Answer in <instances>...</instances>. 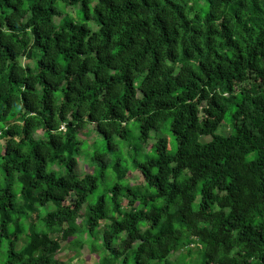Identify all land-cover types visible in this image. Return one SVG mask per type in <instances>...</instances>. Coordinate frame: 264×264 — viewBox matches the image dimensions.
I'll return each mask as SVG.
<instances>
[{
  "label": "clouds",
  "instance_id": "clouds-1",
  "mask_svg": "<svg viewBox=\"0 0 264 264\" xmlns=\"http://www.w3.org/2000/svg\"><path fill=\"white\" fill-rule=\"evenodd\" d=\"M14 2L19 3L20 0H14ZM34 2H42L46 8H55L58 13L63 14L62 16H52L49 12L47 15L51 16V23H47L46 16L36 17L37 22L46 25L49 34L52 35L54 51H56L55 37L61 32L66 37L61 40L62 47L67 48L74 44L72 34L63 27L65 20L77 26L85 24L91 29L84 38L86 50L90 47L89 40L100 47L106 43V30L104 25L99 22L96 13L97 8L101 11L105 9L101 0H34ZM177 2L182 3L183 0H177ZM239 2L240 0H232L231 7H228L221 0H216L218 10L215 11V15L217 19L211 21V24L223 32L221 26L224 23L225 15H227L232 20L230 26H234L235 17L231 9L236 8L242 17V24H246L250 28H256L258 25L255 33L247 34L243 33L242 26H236L233 38L241 40V36H243V40H241L245 48L243 54L247 56L250 51L248 46L254 43L260 34L259 30L264 29V0H245L246 8H239ZM32 3L33 0H24L21 7L26 12L27 19L20 20L19 16H15L14 22L19 21L25 27L18 28L13 33L7 22L3 20L4 15H12V13L3 7V0H0V23L3 24L0 27V33L10 37L19 48L20 55L15 61L18 70L22 71L25 77L31 75L38 79L40 73L36 63L42 53L35 47L36 37L33 34L35 25H30L33 19ZM137 3L143 6V0H137ZM254 3L259 5L261 11L252 10ZM85 4L88 6V16L90 17L88 20L84 19ZM159 4L160 8L154 9L152 13H146V16L167 9L171 13L170 18L178 21L179 18L175 11L168 7L166 0H159ZM188 6L191 7L190 0ZM201 6L204 9L213 7L209 4V0H202ZM104 15L108 17L113 14L107 10L104 11ZM121 17L117 21V31L126 38V35L132 31L128 25L138 24L142 17L139 14L123 13ZM198 26L207 34L209 21L201 20L198 22ZM76 34L79 35V27ZM133 34L137 35V39L140 41L136 49L132 52H125L123 59L117 58L116 63L119 65L117 69H107L104 66L105 71L101 73L108 77L119 75L125 67L131 66L133 61L139 63L141 70L136 73L135 97H131L129 93L132 111H128L121 103L118 108L120 116L114 117L109 107V101L104 99V90L97 83L92 71L84 75L83 84L85 86L92 85L97 90L98 103L95 105V109L89 99L86 97L81 99L75 92L72 94L73 102L70 104L65 101L61 92L55 94L57 111L53 119L54 127L51 129V135L62 142L71 158H74L79 165L78 173H74L72 176L68 175L67 167L61 168L58 173V176L65 177L71 185L67 190H56L57 194L65 196L69 205L66 209H64V205H58L53 200H48L45 207L41 202L44 200L45 191L52 190L50 186L42 185L36 180L35 168L31 173L26 174L23 161H10L4 155L8 143L12 142L22 149L25 154L24 161L32 159L33 145L25 139L23 134L25 121L30 118L40 121V125L32 132L31 139L36 144L43 142L51 150L47 138L48 129L44 126L43 121L36 113L28 112L22 101L15 103L14 111L7 119L2 116L7 105L0 108V264H125L126 260L128 264H134L132 258L143 244L140 236L149 232L159 235L162 229L175 231L178 227L176 215L178 210L185 207L186 203H191L192 213H201V204L204 200L201 192L206 187L211 188L213 193H219L221 198L224 196V193L219 191L220 183H215L214 180L210 181L207 177L197 176L195 168L190 166L195 164V160L177 155L176 138L172 136L171 131L166 132L165 124L172 119L179 120L181 113L183 114L182 131L191 138V143L185 144L184 148L193 156L197 152L204 151L214 136H219L224 141L235 137L236 128L232 126V121H225L221 118V113L213 107L212 99L216 97L224 106L223 111L235 114L236 109L233 106L232 98L239 96L241 92L245 97L255 95L251 91L253 81L245 79L243 85L236 84V90L229 92L227 79L216 80L210 84L205 76L204 82L201 83L193 76L192 70L203 76L204 73L200 72L198 67L199 62L203 60L205 63L211 64L213 68L222 63L233 72V75H237L235 67L240 65L241 54L226 45L217 44L214 52H210L205 47L203 56L197 53L196 59L187 61L183 65L181 63L173 65L165 55L162 60L164 75L159 73L153 75L155 57L152 49L148 48V44L152 42L153 48L162 47L165 53L168 50V45L164 43L159 29L153 30L151 34L142 31ZM244 41L247 43L244 44ZM33 51L36 54L35 58L29 59L28 53ZM216 52H219L225 59L217 60ZM227 57H231L236 62L235 67L229 64ZM84 60L91 61L93 69L97 68L95 52L88 51L86 57H77V64L83 63ZM60 62L64 63L63 58ZM244 63L245 67L240 68V71L244 72L246 76L253 75L259 79L260 73H251L246 67L247 62ZM12 64L13 61L8 59L6 53L0 57V68L5 70V74L11 69ZM77 64H74L73 67L77 68ZM259 64L264 68V59L259 60ZM29 66L33 69L31 73L26 70ZM182 67H188L190 70L185 72L182 77L185 80L187 91L178 93L184 96L183 103H179L174 95L165 91L164 85L167 80L180 74ZM170 68L175 70L171 71L169 75ZM149 77H151L150 80ZM52 78L62 79L61 77ZM70 79L75 80V77ZM68 82L64 81L65 84ZM193 83L197 85L195 89L192 88ZM21 87L23 88V86ZM36 87L40 92H43L42 84L37 83ZM75 87L81 89L79 81H76ZM142 88L143 91H141ZM116 90L121 95L127 92L123 81L118 84ZM205 90L207 99L201 101ZM145 92H149L147 98L144 95ZM189 92L192 93L193 99H188ZM260 94L264 95V88L261 89ZM160 102H171L175 106L164 109L158 106ZM190 105H194L197 109L195 120L188 111ZM77 111L82 113V117H77ZM209 111L215 112L216 115L210 116ZM90 115L95 119H89ZM206 121L211 122V126L205 127ZM236 122L241 129V134L237 139H232L231 144L233 152L240 157H245V151H247V156L241 161V167L246 169L248 163L257 158L256 152L252 151V144L264 145V111L253 108L251 99H249L247 111L237 114ZM69 124H72L73 128L69 129ZM193 124L196 125L195 128L192 127ZM77 126L83 129V134L76 131ZM14 127L20 129V134L6 136L5 132ZM101 128L104 129V135H101ZM248 132L256 138L252 139L251 143L245 139V134ZM69 137H71L70 142ZM106 144H111L114 151H106L104 149ZM197 145L200 147L197 148ZM217 146L219 148V145ZM77 149H80L79 153ZM157 149H159V157L162 159L158 158ZM92 153H95L97 158L93 159ZM65 154L62 150L61 158ZM99 157H103L107 167L101 165ZM117 162L119 168H117ZM145 163L151 168L154 177L166 176L168 185L180 183L185 185L188 190L183 195H176L174 199H170L168 196L161 197L157 187L144 178L145 173L140 165ZM5 165L13 169L11 176L5 174ZM55 167L58 166L49 167L48 171H53ZM161 169H163V173ZM101 171L103 172L102 176L99 175ZM249 179L251 180V178ZM193 183H195V187H193ZM257 183H259L258 180ZM77 184L84 190L82 191ZM117 185H120L119 191L115 190ZM9 187L11 188L10 196L8 195ZM128 188H131L135 193L134 200L127 194ZM255 191L250 185L245 187L244 195L249 199V202H251L252 193ZM102 194L106 201L103 204V215L98 207V197ZM113 198H115V202ZM255 199L257 206L264 210V190L256 192ZM9 200L13 205L11 208L8 204ZM116 203L120 204L119 209L116 208ZM234 205L235 202L229 199L223 201L222 207V201L218 200L211 203V207L202 215L215 217L217 214H222L227 219L233 214ZM76 206H79V211ZM61 209L64 210L61 211ZM162 209L163 211H161ZM255 212L256 208L250 207L247 213L248 217L254 216ZM48 214L54 215L50 217ZM154 215L160 217L159 226L156 228H153L152 218ZM89 217H94L95 222L89 220ZM132 218H135V227H133ZM196 225L198 228L207 227L210 233L216 232L215 219L208 220L206 224L197 219ZM223 238L230 247L220 246L219 259L225 260L227 264H264V241L258 240L251 233H248L245 238L242 236L241 228L229 230L227 225L224 228ZM175 246V238L170 234L165 235L159 239L158 243L144 246L146 254L143 258L148 260L149 264H165V261L168 264H181L178 255L171 254V249ZM192 248H199L202 251L211 250L210 246L197 242L194 245L186 246L185 252L191 251ZM164 249L168 250L167 254ZM152 251L158 253L155 261L151 260L147 254ZM89 256L91 259L88 258ZM199 257L200 253L192 252L190 256L186 257L183 264H199Z\"/></svg>",
  "mask_w": 264,
  "mask_h": 264
},
{
  "label": "trees",
  "instance_id": "trees-1",
  "mask_svg": "<svg viewBox=\"0 0 264 264\" xmlns=\"http://www.w3.org/2000/svg\"><path fill=\"white\" fill-rule=\"evenodd\" d=\"M24 0H20L19 3L14 2V0H3V7L9 10L12 15H4L3 20L7 22L9 29L15 33L18 28H23L25 25L19 23V21L14 22V17L19 16L20 20L27 19L26 12L22 10L21 5ZM102 4L105 5L104 11L110 10L113 14L112 16L105 17L104 11L97 8L96 13L99 17V22L104 25L105 40L106 43L100 47L93 44L92 40L88 41L90 45L89 49H85L84 38L88 35L91 29L85 25L81 24L79 26L71 24L68 21H63V27L68 29L72 34L73 45L65 48L61 45V40L66 39L64 33L61 32L55 37L56 40V51L52 47V35L49 34L46 25H42L37 22V16H46L47 23H51V16L47 14L50 12L52 16L62 15L58 13L55 8H46L44 4L34 2L32 3L33 19L30 25H35L33 28V34L36 37V49H39L42 53L41 57L37 60L36 67L39 69V78L33 77L31 75L25 77L22 71L18 70V66L15 61L20 55L19 48L17 44L12 42V39L5 34L0 33V57L7 54L8 59L13 61L11 69L5 74V70L0 68V108L3 105H7L2 112L4 119H7L10 114L14 111V105L17 101H22L24 108L28 112H34L37 116L41 118L44 126L48 129V142L51 145V150L48 149L46 145L36 144L34 140L31 139L32 132L36 127L40 125V121L35 118H30L25 121V127L23 129V134L26 140L32 143V159L24 161L25 154L22 149L13 144L8 143L6 152L4 155L10 161H23L24 171L26 174L31 173L33 168L36 172V180L42 185H48L52 189L51 191L46 190L44 193V200L41 202L45 207L48 200H53L58 205H64L66 209L69 205L66 201L65 196L57 194V189L67 190L70 188V182L63 176H58L61 168L67 167L68 175L72 176L74 173H78V163L74 158H71L70 153L67 149L63 147L61 141L56 137L51 135V129L54 127L53 119L56 115L57 105H56V93L61 92L67 103L73 102V93L75 92L78 96L87 98L92 102V106L95 109L97 101V90L92 85L85 86L83 84L84 75L92 71L96 77L97 83L102 86L104 90V99L109 101V107L111 113L114 117H119L118 112L119 105L124 104L128 111H132L131 107V97H135L136 91V73L139 72L140 65L138 62L133 61L131 66H127L119 75L106 76L101 75L107 69L115 70L119 67L116 63L117 58L123 59L125 52H132L136 49V46L140 41L137 39V35L133 34L135 32H145L151 34L153 30L159 29L162 34L163 41L168 45V50L165 53L162 47H154L152 42H149L148 48L152 49L154 53V68L153 75L159 73L164 75L162 60L166 55L168 60L171 61L173 65L181 63L182 65L187 61L196 59V54L199 53L200 56L204 55L205 47L209 49L210 52H214L216 45H226L229 48H233L237 53H240V65L235 67L236 62L233 61L231 57H227L229 64L235 67V72L237 75H233V72L226 68L224 64H217L215 68L209 63H205L203 60L199 62V70L204 73L203 76L199 75L197 72L192 70L193 76L199 79L201 83L204 82L205 76L208 78L209 83H213L216 80H228L227 90L233 92L236 90V84H244L245 79L253 81V86L251 91L255 95L251 97H245L244 93L241 92L239 96L233 97V106L236 109V113H231L230 111H223V105L213 97L212 104L217 111L221 113V118L225 121L226 118L232 121V126L236 128V136L230 137L228 141H224L219 136H214L212 141H210L202 152H197L194 156L189 154L184 145L191 143V138L186 132L182 131V122L184 116L181 113L180 119H172L169 123L165 124V128L171 131L173 137L176 138L177 142V155L182 157H187L189 160H195V164L190 165L196 170L197 176L207 177L210 181H215V183H220V192L224 193L221 198L219 193H213L211 188L206 187L201 195L204 200L201 204V213H192L191 203H186L185 207L178 210L176 215V227L175 231L168 229L167 231L161 230L159 235H155L151 232L144 236H140L143 241L141 248L138 250L136 255L132 258L134 264H149L148 260L143 257L146 254L145 245H153L158 243L159 239L165 235H171L175 238L176 246L171 249V254L178 255L181 264L185 261L187 256H190L192 252L200 253L199 264H227L225 260H221L218 257V251L221 245L230 247L226 244V240L223 238L224 228L227 225L229 230L235 228L242 229V236L247 238V234L251 233L253 236L258 238L260 241H264V210L260 209L256 204V192L264 190V145L259 143L252 144V151L256 152L257 158L250 161L245 168L241 167V161L247 156V151H245V157H240L238 154L233 152V145L231 144L232 139H237L241 134V129L236 122V115L247 111V102L251 99L252 106L258 111H264V95H261V89L264 88V68L259 64V60L264 59V29H260V34L256 37L253 44L249 45L250 51H248L247 56L243 53L245 51L244 45L241 40H236L233 38L236 32V26H242L243 33H255L257 28H250L246 24H242V17L239 14V10L232 8V14L235 17V25L232 24V20L229 16L225 15L224 23L222 24L223 32L216 29L211 21L217 19L215 11L218 10L216 7V0H209V4L213 7L211 9H204L202 5V0H190L191 7L188 6L189 0H183L182 3H178L177 0H166L169 8L175 11L176 16L179 18L178 21L170 18L171 13L164 9L162 12L157 11L154 15H147L146 13H152L154 9L160 8L159 0H143V6L137 3V0H101ZM221 2L228 7H231L232 0H221ZM239 8H246L245 0H240ZM253 11H261L259 5L253 4ZM139 14L142 19L138 24L128 25L131 28L125 36H121L117 31L118 24L117 21L120 20L121 14ZM84 16L85 20L90 19L88 16V6L84 5ZM115 17V18H113ZM146 17V18H145ZM201 20L209 21V27L207 34L204 30L198 26V22ZM255 23V22H253ZM29 25V26H30ZM179 25V26H178ZM3 24L0 23V27ZM79 27V35H77V28ZM247 41H244L246 44ZM203 45V46H202ZM26 46V42H25ZM195 49V51H193ZM88 51L96 53L97 68L93 69L91 66V61L84 60L83 63L77 64V57H86ZM58 53V54H57ZM35 51L28 53L29 59L35 58ZM61 58H63L64 63L61 64ZM216 59L223 60L219 52H216ZM246 67L251 73H260V78L257 79L253 75H247L240 71V68ZM77 64V68L73 65ZM29 73L32 72V67L29 66L26 69ZM174 68L169 69V75ZM188 67H182L180 74L167 80L164 88L168 94L174 95L175 99L179 103H183L184 96L178 93L187 91L185 86V80L182 78L184 73L189 71ZM52 77H61L62 79H53ZM75 77V80L70 78ZM229 77H231L229 79ZM151 77H149V80ZM69 81L67 84L64 81ZM76 81L81 84V89L75 87ZM123 81L127 92L123 95L119 93L116 89L118 84ZM37 83L43 85V92H40L36 87ZM23 86V88L21 87ZM197 85L192 84V88L195 89ZM23 89H27L26 91ZM86 89V90H85ZM143 91V88L141 89ZM19 93V95H17ZM153 95L155 93H152ZM145 97L149 96V92L144 93ZM191 92L188 93V99H193ZM207 99V91L205 90L201 96V101ZM145 107L147 105H144ZM159 107L168 109L174 107L175 105L171 102H160ZM188 111L191 114L193 120L196 119L197 109L194 105L188 107ZM210 116L216 115L215 112L209 111ZM77 117H82V113L77 111ZM62 118L63 115H62ZM89 119H95L94 116L90 115ZM211 126V122L206 121L205 127ZM193 128L196 127L195 124L192 125ZM73 128L72 124H69V129ZM78 133H82L83 129L80 126L76 127ZM20 134V129L14 127L8 129L5 132L6 136H15ZM43 135V134H42ZM101 135H104V129L101 128ZM107 139V137H105ZM245 139L249 140L251 143L252 139H256L252 133L248 132L245 134ZM71 137H69V142ZM219 145V148L218 146ZM109 150L114 151L111 144H106ZM200 145H197L199 148ZM66 154L61 158V151ZM80 149H77L79 153ZM157 155L159 157V149H157ZM92 158L95 159L96 154L92 153ZM102 166L107 167V163L104 161L103 157H99ZM67 161V163H65ZM55 167L53 171L49 172L48 168ZM140 167L144 170L145 179L149 180L150 183L157 187L158 194L163 196H168L170 199H174L176 195H183L188 189L185 185L180 183L174 185H168L167 177L160 176L154 177V174L149 168L148 164H142ZM117 168H119V163L117 162ZM13 169L4 166V172L6 175L11 176ZM179 171V170H178ZM163 173V169H161ZM101 175L103 172L101 171ZM219 178V179H216ZM251 178V180L249 179ZM257 180L259 183H257ZM224 181V183H221ZM167 185V187H166ZM249 185L256 191L252 193L251 202L249 199L245 198L244 189L249 187ZM78 187H83L77 184ZM195 187V183H193ZM227 189V191H225ZM116 191L120 190V185L115 188ZM127 194L135 199V193L132 192L131 188L127 189ZM8 195H11V188L8 189ZM114 202H115V198ZM155 199V197H153ZM187 199V197H185ZM231 199L235 202L233 208V214L227 219L223 217L222 214H217L215 217H205L202 213H206L211 207V203L215 201H227ZM99 201V211L103 215V204L105 201V196L102 194L98 197ZM9 207H13L11 200L8 201ZM146 204V201H145ZM120 204L116 203V208L119 209ZM256 208L255 215L251 218L248 217L247 213L249 208ZM77 211H79V206H76ZM64 209H61L63 211ZM163 211V209L161 210ZM143 214V213H141ZM50 217L54 214H48ZM71 215V213H69ZM153 228L159 226L160 217L158 215L153 216ZM171 219V217H170ZM197 219L202 220L205 224L208 220L215 219L216 221V232L210 233L207 227H197ZM89 220L95 222L94 217H89ZM133 220V227H135V218ZM120 226L119 224L117 225ZM137 235L139 233L137 232ZM197 242L210 246L211 250H201L199 248H192L191 251L185 252V248L188 245H194ZM167 249H164L165 254H167ZM151 260L155 261L158 257L156 251L147 253ZM99 259V256H98ZM125 264H128L126 260ZM165 264H168L165 261Z\"/></svg>",
  "mask_w": 264,
  "mask_h": 264
},
{
  "label": "rangeland",
  "instance_id": "rangeland-1",
  "mask_svg": "<svg viewBox=\"0 0 264 264\" xmlns=\"http://www.w3.org/2000/svg\"><path fill=\"white\" fill-rule=\"evenodd\" d=\"M62 15H63V14H62ZM62 15H61V16H62ZM84 18H85V16H84ZM65 21H66V20H65ZM65 21H64V22H65ZM226 120L228 121V118H226ZM165 129H166V128H165ZM167 131H168V130H166V132H167ZM80 134H83V132L80 133ZM104 149H105V150H109V148H108L106 145H104ZM91 155H92V154H91ZM85 167H88V165H85ZM78 168H79V167H78ZM99 175L102 176V175H101V172L99 173ZM88 258L91 259L90 256H89ZM97 259H98V256H97Z\"/></svg>",
  "mask_w": 264,
  "mask_h": 264
}]
</instances>
